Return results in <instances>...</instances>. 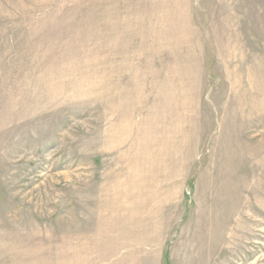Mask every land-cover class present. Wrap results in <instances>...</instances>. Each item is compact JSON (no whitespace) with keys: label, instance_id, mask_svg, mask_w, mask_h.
I'll use <instances>...</instances> for the list:
<instances>
[{"label":"rangeland","instance_id":"1","mask_svg":"<svg viewBox=\"0 0 264 264\" xmlns=\"http://www.w3.org/2000/svg\"><path fill=\"white\" fill-rule=\"evenodd\" d=\"M0 264H264V0H0Z\"/></svg>","mask_w":264,"mask_h":264}]
</instances>
